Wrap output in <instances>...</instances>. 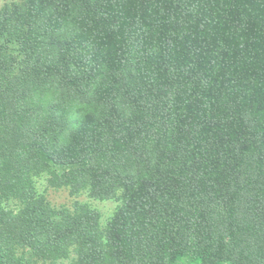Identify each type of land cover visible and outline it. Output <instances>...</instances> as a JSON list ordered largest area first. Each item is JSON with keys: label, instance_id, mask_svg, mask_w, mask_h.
I'll use <instances>...</instances> for the list:
<instances>
[{"label": "trees", "instance_id": "16d2710c", "mask_svg": "<svg viewBox=\"0 0 264 264\" xmlns=\"http://www.w3.org/2000/svg\"><path fill=\"white\" fill-rule=\"evenodd\" d=\"M72 255L264 264V0L0 9V264Z\"/></svg>", "mask_w": 264, "mask_h": 264}, {"label": "rangeland", "instance_id": "374dc122", "mask_svg": "<svg viewBox=\"0 0 264 264\" xmlns=\"http://www.w3.org/2000/svg\"><path fill=\"white\" fill-rule=\"evenodd\" d=\"M21 0H0V9L7 3L18 2ZM49 175L44 174L42 177L36 179L38 190L41 194H44L51 204L61 210L64 208H72L77 200L83 202H89L94 207L99 209L102 213V223L106 225L113 213L115 212L118 201L108 200L99 201L89 197L87 193L82 194L79 197L74 196L68 188H52L49 186ZM12 207L16 206V203H11ZM75 256L72 255L69 259L62 260L57 264H73ZM192 259H189L190 262Z\"/></svg>", "mask_w": 264, "mask_h": 264}]
</instances>
